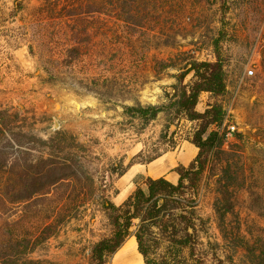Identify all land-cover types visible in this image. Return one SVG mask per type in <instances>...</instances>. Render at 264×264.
<instances>
[{
	"label": "rangeland",
	"instance_id": "obj_1",
	"mask_svg": "<svg viewBox=\"0 0 264 264\" xmlns=\"http://www.w3.org/2000/svg\"><path fill=\"white\" fill-rule=\"evenodd\" d=\"M173 3L168 14L137 31L109 12L89 16L77 27V31L88 29V35L72 42L70 28L62 30L64 14L45 15L41 21L50 25L41 33L43 54L39 35L31 26L38 21L35 14L41 1L0 0V113L18 116L15 126L22 129H15L0 144V160L6 156L13 162L22 157L35 162L39 157L48 159L46 142L66 133L75 143L63 142L65 152L52 158L59 162L65 157L81 159L94 182L89 200L57 234L28 255L37 264H90L92 246L109 231L99 198L103 195L121 205L138 184L144 186L150 160L169 152L177 157L192 137L197 123L174 118V113H161L148 123L125 114L127 106L168 104L189 61L214 60L212 41L221 28L220 0ZM21 4L23 10L15 14L13 9ZM230 6L223 44L227 92L221 96L203 93L197 109L204 112L211 105H221L227 124L237 128L223 150L241 155V164L246 165L247 187L240 190L235 203L241 222L247 225L264 223V217L252 211L248 190L252 186L264 196V167L261 175L255 170L264 159V0H231ZM71 47L79 48L81 56L72 64L70 59L62 63ZM249 70L253 76L247 75ZM192 80L189 74L185 83ZM213 129L221 133L220 127ZM51 170L42 187L48 194L30 204L18 198L6 206L3 216L16 221L28 208L56 205L66 189L76 184L77 168L69 160ZM218 175V165L211 158L201 186L202 214L210 218V230L202 235L199 252L207 264H251L245 251L233 247L218 229L213 211ZM62 177L67 180L57 182ZM109 264H119L117 254Z\"/></svg>",
	"mask_w": 264,
	"mask_h": 264
},
{
	"label": "trees",
	"instance_id": "obj_2",
	"mask_svg": "<svg viewBox=\"0 0 264 264\" xmlns=\"http://www.w3.org/2000/svg\"><path fill=\"white\" fill-rule=\"evenodd\" d=\"M40 1L42 6L35 14L38 21H34L31 26L35 35H39L38 45L44 54L46 48L41 33L50 25L45 20L41 21L45 15L53 17L62 12L65 18L61 25L62 30L68 31L67 28H70L68 33L71 32L72 42L79 40L82 34L88 35V29L84 27L77 31V27L84 25L89 16L94 18L109 12L118 16L124 25L137 31L140 27L144 28L160 19L163 13L168 14L175 0ZM230 1L220 0L221 28L212 41L214 60L189 61L187 70L179 75L176 93L168 104L125 107V114L145 123L165 112L174 113V118H184L197 123L189 139V142L198 148L197 156L188 166L176 168L175 171L179 175L177 184L165 178H146L144 186L138 184L135 191L121 205H116L103 195L99 198L98 206L108 220L109 231L92 246L90 264H109L111 256L132 236L136 239L137 249L144 259V264H191V261L193 264H207L206 257L199 252L202 235L208 234L210 230V218L202 214L201 186L211 158H214L219 169L213 202L218 229L233 247L245 251L251 264H264V223L253 221L244 225L236 210L235 201L240 190L247 187L248 181L246 165L241 164L243 157L232 150H223L226 136L213 129L223 125L226 111L218 104L209 106L204 112L197 109L203 93L221 96L227 92L223 44L228 34L227 16L231 11ZM59 3L63 4L60 8ZM180 8L183 10L184 6L181 4ZM13 10L15 14L23 10L22 4ZM40 21L42 23H39ZM18 44L17 41L13 46L17 48ZM81 54L79 48L71 47L64 55L62 63L66 62L65 59H70L68 63L72 64ZM189 74H193V80L185 83ZM17 121L18 116L13 118L6 112L0 113V144L9 134L14 133L15 129L22 130L15 126ZM239 138L242 136L239 135ZM74 140L73 136L66 133H58L51 138L46 142L50 149L48 159L39 157L35 162L29 157H22L13 162L6 156L0 160V264H37L30 260L28 255L57 234L60 227L93 195V178L83 168L81 159L65 157L59 162L52 158L65 152L63 142L71 141V145L75 143ZM160 156L154 157L149 163ZM69 160L77 168L74 176L76 184L72 189H66L56 205L28 208L16 221L9 216H3L6 206L13 205L18 198H24L30 204L48 194L43 192L42 187L44 179L52 171V166H65ZM263 167L264 159L257 162L255 170L259 175ZM123 173L122 170L119 175ZM66 180L62 177L57 182ZM248 190L253 202L252 211L257 216L264 217L263 194L252 186ZM78 203L80 205H76Z\"/></svg>",
	"mask_w": 264,
	"mask_h": 264
},
{
	"label": "crops",
	"instance_id": "obj_3",
	"mask_svg": "<svg viewBox=\"0 0 264 264\" xmlns=\"http://www.w3.org/2000/svg\"><path fill=\"white\" fill-rule=\"evenodd\" d=\"M197 154L198 148L188 142L186 145H183V149L176 155L177 157L169 152L147 164L145 169L146 176L152 179L165 178L171 183L177 184L179 175L175 171L176 168L179 166H188ZM115 254H117L119 264H144V259L138 252L134 236L130 237Z\"/></svg>",
	"mask_w": 264,
	"mask_h": 264
},
{
	"label": "built area",
	"instance_id": "obj_4",
	"mask_svg": "<svg viewBox=\"0 0 264 264\" xmlns=\"http://www.w3.org/2000/svg\"><path fill=\"white\" fill-rule=\"evenodd\" d=\"M248 76H253L254 71L249 70L247 71ZM221 128V133H224L226 136V139H229L230 137L233 136V134L236 132L237 128L234 124H227V120L225 119L223 125L220 127Z\"/></svg>",
	"mask_w": 264,
	"mask_h": 264
}]
</instances>
